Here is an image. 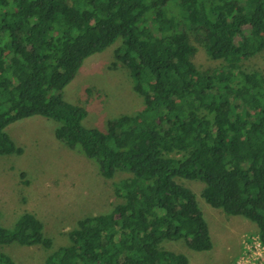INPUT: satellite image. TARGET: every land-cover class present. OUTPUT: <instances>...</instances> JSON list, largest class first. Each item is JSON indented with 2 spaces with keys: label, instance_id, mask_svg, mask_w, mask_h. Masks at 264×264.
I'll use <instances>...</instances> for the list:
<instances>
[{
  "label": "trees",
  "instance_id": "obj_1",
  "mask_svg": "<svg viewBox=\"0 0 264 264\" xmlns=\"http://www.w3.org/2000/svg\"><path fill=\"white\" fill-rule=\"evenodd\" d=\"M221 64L201 69L197 47ZM119 43L142 106L85 128V107L64 88L84 61ZM264 56V0H0V156L23 149L5 133L41 116L59 124L57 141L112 179L117 202L76 222L68 244L42 264H190L164 244L195 252L213 247L195 194L179 181L204 184L213 209L255 224L264 246V69L242 63ZM50 249L42 221L21 215L0 226L3 247Z\"/></svg>",
  "mask_w": 264,
  "mask_h": 264
},
{
  "label": "rangeland",
  "instance_id": "obj_2",
  "mask_svg": "<svg viewBox=\"0 0 264 264\" xmlns=\"http://www.w3.org/2000/svg\"><path fill=\"white\" fill-rule=\"evenodd\" d=\"M118 44L87 58L76 78L62 91L67 103L86 108L85 128L104 131L109 120L141 109L142 100L133 90L128 70L113 58ZM194 44V60L201 69L213 70L221 64L211 60L200 44ZM242 66L246 71L264 69V56L245 60ZM58 126L53 120L34 116L5 129L23 153L0 156V226L11 228L21 215L31 213L42 221L44 234L52 240L50 249L16 244L3 247L15 264H42L47 254L67 245V234L78 220L110 211L117 202L114 184L127 176L118 172L112 179L101 177L94 162L56 140ZM179 182L195 194L213 247L195 252L182 242H170L164 244L167 250L184 254L190 264H236L248 250L253 251L249 247L256 239L254 223L210 207L200 196L202 182ZM261 256L256 264H264Z\"/></svg>",
  "mask_w": 264,
  "mask_h": 264
},
{
  "label": "built area",
  "instance_id": "obj_3",
  "mask_svg": "<svg viewBox=\"0 0 264 264\" xmlns=\"http://www.w3.org/2000/svg\"><path fill=\"white\" fill-rule=\"evenodd\" d=\"M250 250L253 251H247L241 258L240 260L237 261L236 264H256V261L260 258L261 253L260 250L263 252L264 254V246L261 245V243L259 242L257 236L256 239L254 241V246L252 248L249 247ZM262 254V258H264V255ZM253 260V261H250Z\"/></svg>",
  "mask_w": 264,
  "mask_h": 264
},
{
  "label": "crops",
  "instance_id": "obj_4",
  "mask_svg": "<svg viewBox=\"0 0 264 264\" xmlns=\"http://www.w3.org/2000/svg\"><path fill=\"white\" fill-rule=\"evenodd\" d=\"M256 228V227H255ZM256 230V229H255Z\"/></svg>",
  "mask_w": 264,
  "mask_h": 264
}]
</instances>
